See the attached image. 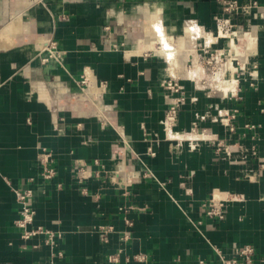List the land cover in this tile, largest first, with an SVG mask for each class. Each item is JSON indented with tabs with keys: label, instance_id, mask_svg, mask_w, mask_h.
Wrapping results in <instances>:
<instances>
[{
	"label": "crops",
	"instance_id": "0c3cea01",
	"mask_svg": "<svg viewBox=\"0 0 264 264\" xmlns=\"http://www.w3.org/2000/svg\"><path fill=\"white\" fill-rule=\"evenodd\" d=\"M237 2L234 48L223 0H0V264H220L245 244L264 264V0ZM206 46L233 58L221 93L202 82ZM172 76L187 101L168 130ZM26 188L55 247L21 237Z\"/></svg>",
	"mask_w": 264,
	"mask_h": 264
},
{
	"label": "built area",
	"instance_id": "2783aa9c",
	"mask_svg": "<svg viewBox=\"0 0 264 264\" xmlns=\"http://www.w3.org/2000/svg\"><path fill=\"white\" fill-rule=\"evenodd\" d=\"M253 4L257 5L258 2L253 1ZM223 6L226 16L220 17L216 21L217 35L221 31L225 32L226 34H230L231 32H233L234 29L241 27V25L236 24L233 21V17H235L238 14L240 9L237 0H223ZM56 47L57 44L55 41L49 42L50 56L57 57L56 54L54 55L55 52L54 50L56 49ZM201 51L202 52L205 51V53H207L206 63L208 65L220 62L221 67H219L216 78H217V82L224 80L223 72L227 68H229L230 57L225 61V57H224L225 51L223 49H217L215 50L216 52L209 53L208 50H206V48L203 47ZM234 73L233 75L235 77ZM236 80L238 82V78H236ZM204 82L206 83V81ZM165 87L171 92L172 97L170 99L168 108L166 110L165 119H164V128L171 130L178 122L180 109L186 103L187 96H186L185 87L174 76L168 78L165 81ZM217 90L220 91L219 89ZM232 92H233L232 90H229L225 95L232 94ZM237 111H238L237 109H233L231 112L228 113L229 118L227 120V125L229 126V129L231 131H233L235 128L234 124L232 123V120L235 118ZM247 126H253V125L248 124ZM205 132L206 130L204 128L202 129L197 121L193 122L192 130H191L192 134L203 135ZM47 158L48 156L46 157V155H43L41 157V162L43 163V170L41 174L45 180H50L55 176L56 170L54 166L49 165L47 163L48 162ZM58 186L61 187V184H58ZM16 196L21 209L20 217L17 219L16 225L21 230L22 239L28 241L35 236L43 235L45 243L50 245L51 247H55L57 245V241H58L57 239L61 236L60 232H56L55 230L45 228L41 225L31 227V224L34 222V218L36 214V210L33 206V201H32V196H33L32 189L26 188L23 190H16ZM225 203L226 200L220 198L217 199L214 196L209 198L205 203L207 216L217 220H222L225 217L227 211ZM127 223L131 225V222L129 220H127ZM112 229L113 227L111 225L108 226L102 225L97 228V232L99 233V237L102 243L108 242L109 232ZM254 254H255L254 246L251 244H245L237 250L235 256H232L230 258L222 256L220 264H255L253 259ZM137 257L140 259L145 258V256L142 254L137 255ZM110 259L113 262L117 261L116 256H111ZM49 264H54V263L50 262ZM200 264H206V262L200 261Z\"/></svg>",
	"mask_w": 264,
	"mask_h": 264
},
{
	"label": "rangeland",
	"instance_id": "374dc122",
	"mask_svg": "<svg viewBox=\"0 0 264 264\" xmlns=\"http://www.w3.org/2000/svg\"><path fill=\"white\" fill-rule=\"evenodd\" d=\"M216 34H217V32H216ZM228 44H229V42H228ZM205 48H206V50H208L209 53L216 52L215 50H217L216 48L209 47V46L208 47L206 46ZM224 57H225V61H226V59H229V57H230L227 49L225 50ZM206 58H207V53H205V51L201 52V62H202L201 65L204 67V78H203L202 82L206 81V83L205 82L204 83L206 85H208L212 90L216 91L217 93L218 92L221 93L220 91L217 90L218 89L217 84L219 82H217V78H216L219 67H221L220 62L208 65L206 63ZM238 73H239L238 71H236L234 73L236 78H238ZM209 84H212V85H209ZM216 87H217V89H216ZM230 95L231 94H229V96Z\"/></svg>",
	"mask_w": 264,
	"mask_h": 264
},
{
	"label": "bare ground",
	"instance_id": "6f19581e",
	"mask_svg": "<svg viewBox=\"0 0 264 264\" xmlns=\"http://www.w3.org/2000/svg\"><path fill=\"white\" fill-rule=\"evenodd\" d=\"M220 35L222 37H228L230 39V43H231V46H233L235 48V46H237L238 44H240V42L242 43L243 39L247 36V33L244 32V30H241V29H234L233 32H231L230 34H226L225 32H219ZM253 34V33H252ZM223 39V38H222ZM155 41V40H154ZM152 42V41H151ZM175 42V41H174ZM154 43V42H153ZM252 45V44H251ZM240 46V45H239ZM249 46V44H248ZM254 46V45H253ZM245 47V46H244ZM156 48V47H155ZM171 48V46H170ZM222 49V48H221ZM247 49V48H246ZM169 50V49H168ZM172 51V50H171ZM230 52V50H229ZM242 53V52H241ZM230 54V53H229ZM248 55V54H247ZM176 57L174 56V59ZM245 63V62H244ZM232 69H234V64H233V58H232V55L230 54V59H229V68H227L224 72H223V77H224V80L227 81V80H232ZM234 80V79H233ZM222 81V80H221ZM219 81V82H221ZM232 83V82H231ZM221 85V88L224 89V90H230L231 88V85L230 83H227V82H223ZM219 89V88H218Z\"/></svg>",
	"mask_w": 264,
	"mask_h": 264
}]
</instances>
